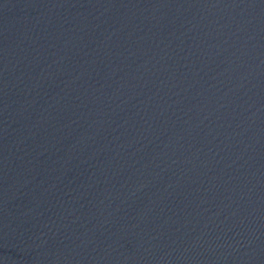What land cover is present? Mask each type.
I'll use <instances>...</instances> for the list:
<instances>
[{"label":"water","instance_id":"water-1","mask_svg":"<svg viewBox=\"0 0 264 264\" xmlns=\"http://www.w3.org/2000/svg\"><path fill=\"white\" fill-rule=\"evenodd\" d=\"M0 264H264V0H0Z\"/></svg>","mask_w":264,"mask_h":264}]
</instances>
